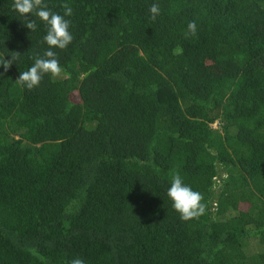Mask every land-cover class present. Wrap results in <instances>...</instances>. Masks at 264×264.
<instances>
[{"label": "trees", "instance_id": "16d2710c", "mask_svg": "<svg viewBox=\"0 0 264 264\" xmlns=\"http://www.w3.org/2000/svg\"><path fill=\"white\" fill-rule=\"evenodd\" d=\"M44 2L73 41L29 90L46 28L0 0V264H264V0Z\"/></svg>", "mask_w": 264, "mask_h": 264}, {"label": "clouds", "instance_id": "9594fccd", "mask_svg": "<svg viewBox=\"0 0 264 264\" xmlns=\"http://www.w3.org/2000/svg\"><path fill=\"white\" fill-rule=\"evenodd\" d=\"M14 8L26 21L24 25L30 31L35 32L39 25L37 19L42 22L46 28V35L43 42L48 46L43 55L33 57L32 65L20 73L17 82L29 90L37 87L46 74L59 76L63 71L60 61L57 58L56 49H66L73 41V35L70 31L71 21L67 17L73 15V8L65 3L62 5L63 15L53 11L44 2V0H15ZM151 18L155 20L160 15V8L153 3L150 7ZM36 17L37 19H33ZM185 38L197 35V25L190 22L187 25ZM6 60L5 56L0 58V66L5 71L18 60V56H10ZM167 197L172 202L173 209L179 213L180 219L184 221L193 218H199L206 212V204L203 202L201 192L194 190L191 185L187 184L184 178L179 174H173L170 186L167 189ZM70 264H85L82 258H74Z\"/></svg>", "mask_w": 264, "mask_h": 264}]
</instances>
